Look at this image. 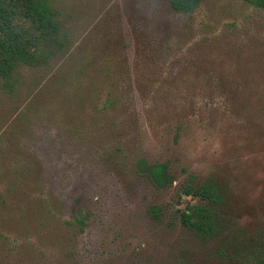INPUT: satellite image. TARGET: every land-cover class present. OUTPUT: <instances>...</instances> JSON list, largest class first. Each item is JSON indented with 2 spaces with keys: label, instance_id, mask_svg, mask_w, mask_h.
<instances>
[{
  "label": "rangeland",
  "instance_id": "obj_1",
  "mask_svg": "<svg viewBox=\"0 0 264 264\" xmlns=\"http://www.w3.org/2000/svg\"><path fill=\"white\" fill-rule=\"evenodd\" d=\"M150 1L79 0L90 16L85 33L89 38L105 35L132 60L129 4L140 8ZM189 18L194 29L185 50L187 69H171L166 61L138 68L174 83L186 78L193 87L171 98L202 103L188 113L189 119L185 114L180 132L171 104L160 117L148 111L146 119L155 124L137 131L139 152L150 162H169L175 181L165 189H154L143 176L122 181L94 149L73 138L64 96L41 90L35 73H26L14 95L0 88V131H12L34 165L28 196L52 198L56 212L63 209L68 218L84 213L86 227L78 244L84 264H257L220 259L218 240L206 241L189 231L177 209L197 201L182 196L192 175L198 181L219 179L232 218L225 235L233 226L242 228L258 235L254 241L264 247V10L245 0H201ZM6 158L7 166L13 165V158ZM153 203L165 207L160 220L148 211Z\"/></svg>",
  "mask_w": 264,
  "mask_h": 264
},
{
  "label": "trees",
  "instance_id": "obj_2",
  "mask_svg": "<svg viewBox=\"0 0 264 264\" xmlns=\"http://www.w3.org/2000/svg\"><path fill=\"white\" fill-rule=\"evenodd\" d=\"M245 1L264 10V0ZM78 3L0 0V88L14 95L24 86L26 73H35L41 90L64 96L61 101L71 119L69 134L94 149L122 181L143 176L158 191L172 186L175 177L169 162H150L139 152L137 131L155 124L146 119L148 111L160 117L171 104L179 115L174 121L180 132L186 124L185 114L189 119L188 113L202 103L171 98L173 92L193 87L186 78L174 83L138 68L165 61L179 72L188 68L185 50L194 29L189 17L201 0H152L140 8L131 2L127 23L135 38L132 60L105 35L88 37L85 30L90 16ZM8 155L13 165L7 166ZM33 166L13 132L0 131V179H4L0 264H84L78 255L86 227L84 213L68 218L63 209L56 212L52 198H30L25 188ZM182 190V196L197 199L177 209L182 224L206 241L217 239L215 253L220 259L235 257L264 264V247L255 242L258 235L233 225L225 235L232 218L228 193L219 179L198 181L192 175ZM148 211L160 220L165 207L153 203Z\"/></svg>",
  "mask_w": 264,
  "mask_h": 264
}]
</instances>
